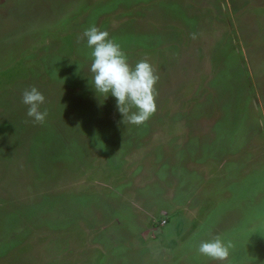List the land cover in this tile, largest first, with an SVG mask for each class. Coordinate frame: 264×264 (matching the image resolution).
<instances>
[{"label":"rangeland","instance_id":"rangeland-1","mask_svg":"<svg viewBox=\"0 0 264 264\" xmlns=\"http://www.w3.org/2000/svg\"><path fill=\"white\" fill-rule=\"evenodd\" d=\"M92 26L159 76L145 123L97 95ZM0 264H264V0H0Z\"/></svg>","mask_w":264,"mask_h":264},{"label":"clouds","instance_id":"clouds-1","mask_svg":"<svg viewBox=\"0 0 264 264\" xmlns=\"http://www.w3.org/2000/svg\"><path fill=\"white\" fill-rule=\"evenodd\" d=\"M87 39V46L92 48L94 89L98 94L116 98L117 110L123 116V123L140 125L145 123L157 110L156 84L159 76L147 59H141L135 66L128 62L126 53L115 39L109 38L107 31L96 26L86 29L80 39ZM193 39L196 38L193 34ZM22 103L28 106L27 116L34 123L43 124L48 112L41 111L45 96L37 87L32 86L22 92ZM136 109L132 111V109ZM234 247L231 241L225 242L219 235L199 243V254L216 261H226L230 249Z\"/></svg>","mask_w":264,"mask_h":264}]
</instances>
